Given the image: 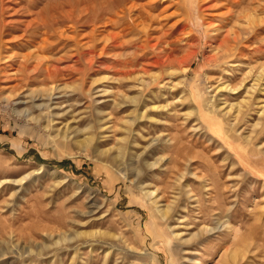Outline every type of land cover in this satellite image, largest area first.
<instances>
[{
	"label": "rangeland",
	"instance_id": "obj_1",
	"mask_svg": "<svg viewBox=\"0 0 264 264\" xmlns=\"http://www.w3.org/2000/svg\"><path fill=\"white\" fill-rule=\"evenodd\" d=\"M103 1L0 0V264H264V0H157L117 40Z\"/></svg>",
	"mask_w": 264,
	"mask_h": 264
},
{
	"label": "bare ground",
	"instance_id": "obj_2",
	"mask_svg": "<svg viewBox=\"0 0 264 264\" xmlns=\"http://www.w3.org/2000/svg\"><path fill=\"white\" fill-rule=\"evenodd\" d=\"M103 1V0H102ZM126 1L127 0H104L102 4H99V7H98V10L100 12L103 13V15H101V23L103 24L102 27H105L108 31V27L111 26L113 28H117L119 29L120 28V31L119 32H113V31H108V37L111 38V39H114V40H117V39H120V37L122 36V34L120 32H126V33H136V32H142V34H145V35H150L149 33V29H150V23H148L146 26H138L141 22L144 21V19H148L149 21L152 19L153 21V17L155 15H153L150 11H149V8L151 7H154V4H156V1L157 0H149V1H145V2H140L139 4H136V2L134 1H130V4H126ZM140 1V0H139ZM213 1V0H212ZM219 1H222L220 2L219 4H216L217 7H221V6H226V4L228 5H234L235 4V0H219ZM93 2V0H92ZM98 2V1H97ZM209 2V1H208ZM239 2V1H238ZM90 3L91 1L86 5V6H90ZM128 3V2H127ZM178 3V2H177ZM216 3V0L214 1V4H210L209 6H214ZM95 3L93 4L92 3V7H95L94 6ZM227 5V7H228ZM159 6V5H158ZM174 6V5H173ZM208 6V7H209ZM170 7H172V4L168 5L164 11H167V9H169ZM176 7V6H175ZM210 7V8H211ZM16 8V7H15ZM75 8V7H74ZM86 8V7H85ZM92 9V8H91ZM91 9H89L91 11ZM229 11H225V12H222V13H216V15H212L211 18H215V19H219L221 20V22H224V23H229L233 16L232 12H231V9L228 8ZM237 9V8H236ZM82 10V9H81ZM94 10V8H93ZM163 10V9H162ZM213 10V9H212ZM87 11V10H86ZM89 11V12H90ZM96 11V10H95ZM171 12V11H170ZM74 12H70L68 14H71ZM83 13H86L85 11L82 12ZM93 13V12H92ZM96 13V12H95ZM61 14V13H60ZM87 14V13H86ZM85 14V15H86ZM91 14V12H90ZM101 14V13H100ZM176 14V12L172 11V13L170 15H168L166 17V19L168 17H171V16H174ZM212 14V13H211ZM88 15V14H87ZM95 15V14H94ZM63 16V15H62ZM73 16V15H72ZM91 16V15H90ZM159 16V15H157ZM92 17V16H91ZM165 17V16H164ZM235 17V16H233ZM86 18V17H85ZM88 18V17H87ZM94 18V17H93ZM98 19V16L96 17ZM95 18V19H96ZM39 19V18H38ZM38 19L35 17L34 20H32L30 23H29V26H33L35 25L36 23H38ZM90 19V18H88ZM96 19V20H97ZM73 20V19H72ZM71 20V21H72ZM75 20V19H74ZM84 21V20H83ZM86 21V20H85ZM92 21V20H91ZM95 21V20H93ZM4 22V21H3ZM50 24V23H49ZM82 24V23H81ZM180 24V23H179ZM26 25V24H25ZM217 25V24H216ZM220 25V24H219ZM224 25V24H223ZM124 26V27H123ZM170 26V25H169ZM185 26V25H184ZM214 27V25H212ZM18 27V26H17ZM123 27V28H122ZM173 27H175L173 25ZM221 27V25H220ZM49 28V27H48ZM122 28V29H121ZM156 28V27H155ZM177 28V26H176ZM168 29V27H167ZM186 27L183 28V31L186 32ZM155 30V29H154ZM213 30V29H212ZM217 30V29H216ZM62 32V31H61ZM174 32V31H173ZM189 32V30H188ZM230 32V31H229ZM235 34H237V31H234ZM5 34V33H4ZM215 34V33H214ZM217 34V33H216ZM215 34V35H216ZM219 34V33H218ZM132 35V34H130ZM135 35V34H134ZM133 35V36H134ZM162 37H160V39L158 38V41L157 43H154L153 45H150L151 48H158L160 50V59L159 61H156L154 66H157L159 69L163 70V71H167L169 69H185L186 65H188V63L192 60V58L197 54V51L195 50L194 48V42L192 41V37L188 34H186V37L184 38H179V37H176V38H172L173 35L171 33H162ZM90 36V35H89ZM184 36V35H183ZM217 36V35H216ZM149 37V36H148ZM158 37V36H157ZM234 37V36H233ZM238 36H235V39L237 38ZM133 38V37H132ZM150 38V37H149ZM148 38V39H149ZM171 38V39H169ZM223 38V37H222ZM136 39V38H135ZM186 41L185 45L183 46L181 44L182 41ZM146 41V40H145ZM183 41V43H184ZM226 41V40H225ZM224 41V42H225ZM232 41V40H231ZM107 42V41H106ZM110 42V40H108V43ZM119 42V41H118ZM147 42H149V40H147ZM219 42V41H218ZM217 42V43H218ZM234 42V40H233ZM146 43V42H145ZM163 43H167V45L163 46V49L162 47V44ZM222 43V42H221ZM236 43V42H235ZM113 44V43H111ZM123 44V43H122ZM143 44V43H141ZM229 44V43H228ZM227 44V45H228ZM114 45V44H113ZM121 45V44H120ZM140 45V44H139ZM146 46H148L147 44H145ZM234 45V44H233ZM236 45V44H235ZM123 46V45H122ZM146 46H143V47H146ZM220 46L222 47L223 46V43L220 44ZM229 46V45H228ZM109 48V45L107 44H104V47H103V51H106V49ZM220 48V47H219ZM227 48V47H226ZM239 48V47H238ZM232 49V48H231ZM237 49V48H235ZM181 50H183V54L180 55V52ZM225 50V49H224ZM230 50V49H229ZM168 51V52H166ZM223 51V50H222ZM240 51V49H239ZM107 52V51H106ZM219 52V50H218ZM224 52V51H223ZM221 53V52H220ZM105 54V53H104ZM229 54V53H228ZM227 54V55H228ZM244 54V53H243ZM98 55V54H97ZM226 55V54H225ZM231 55V54H230ZM218 59V58H215V60ZM119 60V59H118ZM158 60V58H157ZM127 61V60H126ZM129 61H132L131 59ZM136 61V60H135ZM137 62V61H136ZM117 63V62H116ZM119 64V63H118ZM151 64V63H150ZM154 64V63H153ZM190 64V63H189ZM39 65V64H38ZM153 66V65H152ZM107 67V66H106ZM109 67V66H108ZM122 67V66H121ZM115 68V66H114ZM132 70V69H131ZM179 70V71H181ZM55 72L56 70H49L47 76L48 77H56L55 76ZM170 72V71H169ZM182 72V71H181ZM5 73V72H4ZM164 73V72H163ZM58 74V73H57ZM166 74V72H165ZM167 75V74H166ZM170 75V73H169ZM172 76V75H171ZM170 76V77H171ZM175 76V75H174ZM47 77V79H48ZM60 77V76H59ZM58 77V78H59ZM167 78V77H166ZM263 78V77H262ZM55 79V78H54ZM34 80V78H33ZM259 80H262L259 78ZM155 81V80H154ZM13 88L16 87V85H13L12 86ZM224 87V86H223ZM229 87V86H227ZM226 87V88H227ZM19 88V87H18ZM183 98V97H181ZM48 106V105H47ZM155 108V107H154ZM161 108H165L164 106H162ZM153 109V108H151ZM232 110V109H231ZM68 129V128H67ZM60 133H62L61 131H59ZM63 135V134H62ZM68 135L69 134H65V136L68 138ZM71 136V135H70ZM70 139V138H69ZM149 163V162H148ZM145 192L146 194L151 197V198H154L155 196V192L150 190V189H145ZM155 200V201H154ZM154 202L157 203V200L154 198ZM159 206V205H158ZM157 206V207H158ZM164 213V215L167 214V211L166 209L162 211ZM93 235V234H92ZM94 235H96V232L94 233Z\"/></svg>",
	"mask_w": 264,
	"mask_h": 264
}]
</instances>
